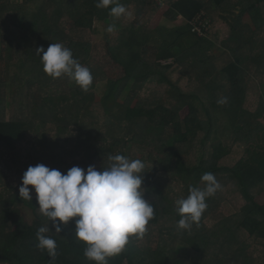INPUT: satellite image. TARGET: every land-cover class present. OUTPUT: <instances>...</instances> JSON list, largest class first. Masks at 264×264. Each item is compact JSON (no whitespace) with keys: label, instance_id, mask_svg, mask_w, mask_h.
I'll return each instance as SVG.
<instances>
[{"label":"trees","instance_id":"trees-1","mask_svg":"<svg viewBox=\"0 0 264 264\" xmlns=\"http://www.w3.org/2000/svg\"><path fill=\"white\" fill-rule=\"evenodd\" d=\"M98 2L27 0L10 5L2 4L0 0V14L3 13L7 27V33L0 35V51L11 52L13 47L27 51L26 58L13 65L16 76L13 87L18 89L23 74L27 73L30 82L44 92L42 101L37 100L27 112H18L16 97L11 99L6 92L9 83L3 81L2 85L0 81V155L14 151L30 131L40 132L42 127L51 124L52 150L60 157L63 150L53 130L57 128L60 134L73 127L71 123L76 129L78 125L86 124L87 128L91 127L92 135L98 129L101 116L112 117L113 123L126 133L115 138L106 151L102 147L97 150V143L93 144L89 135H83L80 127L79 134L86 144L91 143L87 153L95 151L97 170L109 166L110 156L120 154L128 158L131 152H149L146 158H139L145 166L142 174L144 198L154 208L147 229L169 220L174 222L175 230L181 218L177 207L152 186L154 180H159L163 174L171 175L189 192L190 186L204 188L201 177L209 172L240 199V208L232 218L235 220L233 226L223 225L219 231H208L206 235L202 229L205 226L203 213L215 205V194L207 197V207L200 220L192 223L196 226L194 235H186L189 245L198 252H206L212 250L221 237L224 238L223 245L228 243L231 247L239 238L244 241L256 239L264 247V191L256 194L264 186V114L253 115L243 108L249 88L248 74L251 70L264 73V50L257 54H247L244 50H253L258 43L256 38L263 34L264 0H168L166 22L175 23L178 16L184 22L156 29L149 27V22L161 9L156 0H118L133 14L128 19L110 15L114 5L98 8ZM202 13L210 25L215 26L222 20L232 28L230 37L221 47V55L211 54L215 43L207 38L208 34L193 33L190 22ZM121 21L126 23L124 28L119 27ZM97 22L115 25L116 41L108 30L103 44L94 45L88 41L86 37L94 32ZM67 24L71 25L73 33L66 31ZM193 35L195 41L184 47L183 41ZM51 43H61L71 49L74 59H85L95 80L116 84L122 80L116 97L131 81L136 92L147 84L166 85L170 104L159 101L156 106L147 107L117 102L113 109L105 112L100 101L89 96L94 85L83 91L69 77L74 87L71 93L56 95L54 83L66 75L53 78L46 74L40 56L43 53H36L37 48L46 50ZM241 72L245 78L241 77ZM175 75L178 76L176 81L173 80ZM190 76L197 80L199 92L182 85L184 78ZM224 97L227 102L218 103ZM185 110L188 114L182 117ZM212 110L234 115V118H228L227 123L218 126ZM262 111L264 113V109ZM47 115L51 122L46 121ZM88 116L92 122L88 119L87 123ZM38 118L42 120L40 123H37ZM255 118H262L263 122L253 121ZM227 137L232 138V144ZM214 139L216 141L212 142ZM197 145L201 151L193 164L190 157ZM232 145L242 148L241 157L234 163L231 161L234 156ZM116 146H120L118 151ZM156 150H159L158 155ZM71 167L59 163L57 169L65 173ZM1 182L0 177V187ZM32 196L28 201L19 196V191L0 195V264H50L46 250L37 247L36 236L37 230L48 223L52 231L47 235L57 244V256L51 264H97L84 256L86 244L75 235L78 217L62 224V231L55 233L51 222L41 213L36 196ZM147 250L141 252L136 242L128 240L119 254L107 258V264H185L184 259L173 258L161 249Z\"/></svg>","mask_w":264,"mask_h":264},{"label":"rangeland","instance_id":"rangeland-1","mask_svg":"<svg viewBox=\"0 0 264 264\" xmlns=\"http://www.w3.org/2000/svg\"><path fill=\"white\" fill-rule=\"evenodd\" d=\"M26 1L27 0H1V3H9L12 5L18 2L25 3ZM168 10V0H166L165 6L162 7L152 21L149 22V27L151 29H156L165 25L172 27L184 22L180 16H178L175 23L166 22L165 13ZM131 17H133V14L130 11H126V13L121 15V17H118V19H128ZM4 19L5 17L3 13H1L0 35L1 33H7ZM245 21L248 22L249 19H246ZM222 24H226V22L221 20V22H218L215 26H213V24L210 25L211 30L209 31L207 38L215 43V46L211 50V54L221 55L223 52L221 51V47H223L224 42L230 37L229 34L231 28L228 27V25L224 26ZM109 25H112V23L107 26L97 22L95 24L94 32L88 34L86 39L94 45L103 44ZM125 25L126 23L121 21L119 27L124 28ZM66 31L68 33H73L70 24H67ZM108 33H110L113 40L116 41L118 35L117 31H108ZM262 33V35H259L256 38L258 43L253 50L244 49L247 54H249V52H255V54H257L258 51L264 50V30ZM195 39L196 38L193 35L188 41H183L184 47L188 46V43L194 42ZM26 55L27 51L25 49L21 50L17 47H13L11 52L7 50H4L3 52L0 51V81L2 85H4L3 81L9 83L6 92L9 98L11 97V99H15L16 97L19 103L17 109L18 112L29 111L28 107L34 105L37 100L42 101L44 95V92L41 91V87L30 82V77L27 73H25V75L23 74L21 84H19L20 87L18 89L13 87L16 78L13 65L18 63L21 59H25ZM77 60L82 66L88 67L93 76V71L89 63L82 57H77ZM240 75L242 78H245V74L242 72ZM177 78L178 76L175 75L173 80L176 81ZM196 81L197 80L192 76L186 77L184 78L182 85L185 88L189 87L190 91L199 92L201 88ZM246 81H248L249 88L246 100L243 103V108L253 115L259 113L264 114L262 111L264 109V73H259L257 70H251ZM121 82L122 80H119L117 84L111 81L99 82L93 78L91 84L94 85V89L90 91L89 96L95 99L96 102L100 101L105 112L113 109L117 102H120L125 106L144 105L147 107L156 106L159 101L165 104H170L168 94L165 93L168 90L165 87L166 85L159 86L147 84L142 90L136 92L133 88L134 82L131 81L130 84L121 91V94L116 97ZM53 87L56 95L61 93H71L72 88H74L72 81L69 80L68 76L61 77L57 80V83H54ZM208 106L211 109V105L209 104ZM74 110L77 109L75 108ZM115 111L117 110L115 109ZM212 111L216 117L218 126L227 123L228 118L230 120L234 118V115L228 114L227 116L226 113H223L220 110ZM187 114L188 110L183 111L182 117H185ZM45 119L47 122H51V117L49 115L45 116ZM88 119L92 122L91 117L88 116L87 123ZM36 120L37 123L42 121L39 118ZM253 121L263 122V119L255 118ZM235 122L236 121H234V124H236ZM63 123L65 124V122ZM45 126L42 127L40 132L34 130L30 131L24 141L20 143L14 151L2 153L0 155V177L2 181L0 195L7 196L19 191V187L22 184L21 177L27 167L35 166L38 163L55 169H57L59 163L69 164L70 166H79L82 169H86L89 165H93L97 169V155L94 156V150L87 153L88 147L91 143L86 144L84 138L80 137L79 127L82 130L83 135L86 136L87 134L91 137V142H95L93 144L97 143V150L102 147L104 148V151L107 150V147L115 138H121L124 133H126L120 128V126L113 123L112 117L105 118V116L100 117V121L97 125L98 129L95 130L92 135L91 127L87 128L88 125L86 124L78 125V128L76 129L75 124L71 123V126L73 127L61 131L60 134L56 128V130H53V134L58 138L56 141L58 142L59 147L63 150V154H60L59 157L57 156V153L52 150L51 146L54 141L52 137L53 135L50 133L52 125L47 124V127ZM218 136L219 134L217 137ZM216 139L212 142L216 141ZM226 139L232 144V138L227 137ZM115 148L116 151H118L120 146H116ZM194 148L195 151L190 157V162L193 164L197 162L201 151L199 145ZM232 150L234 156L231 157V161L234 163L241 157L242 148L236 145L233 146ZM156 151L157 153H155L158 155L159 150ZM148 153L149 152L146 151L131 152L128 158L130 160L143 158V156L146 158ZM89 155L93 156L89 157ZM156 158H159V156H156ZM152 186L163 192L164 196L168 198L175 207H177L175 202L178 199L186 198L189 194L184 185L168 174H163L159 180H154ZM28 187L30 189L32 188L31 185ZM261 190L264 191V186L261 187V189H258L256 194L260 193ZM31 194L35 195L34 190ZM213 200L215 205L208 209L207 213H203L205 226L202 229L206 235L208 234V231H219L223 225L233 226L235 220L232 218L235 217L236 212H238L240 208V199L236 198L230 190L224 186V182L220 184V188L215 192ZM173 224V221L168 220L166 224L161 223L158 226L148 228L142 237L130 235L129 240L133 243L136 242V245L141 252H147V249L151 251L161 249V251H165L169 256H174L173 258L178 257L184 259L185 264H264V247L260 246L256 239H248L244 241L242 238L238 237V242H235V246L231 247L228 243L223 245L224 238L219 237L212 250L198 252L189 245V238L186 237V235L189 237L194 235L196 231L195 224H192L189 229L176 228L175 230Z\"/></svg>","mask_w":264,"mask_h":264},{"label":"clouds","instance_id":"clouds-1","mask_svg":"<svg viewBox=\"0 0 264 264\" xmlns=\"http://www.w3.org/2000/svg\"><path fill=\"white\" fill-rule=\"evenodd\" d=\"M109 5H114L110 9L112 16L126 13L118 0H99L96 6L107 8ZM114 28L115 25H109L107 30L111 32ZM36 53H43L40 56L46 74L53 78L66 75L83 91L88 90L93 80L91 71L73 58L71 49L61 43H51L46 50L37 48ZM226 102V97L218 101ZM109 160V166L102 170L93 165L86 169L72 166L65 173L38 163L27 167L19 187V196L28 201L32 200L34 190L38 207L55 233L62 231V224L78 217L75 235L86 244L84 256L97 264H107V258L119 254L130 235L142 237L154 216L153 205L144 198V163L120 154L110 156ZM201 180L204 188L190 186L188 196L175 202L181 216L177 222L179 229H189L192 223L198 222L207 207L206 198L220 188L212 173H204ZM49 231L52 230L48 223L37 230L36 236L37 247L46 250L51 264L57 256V244L47 235Z\"/></svg>","mask_w":264,"mask_h":264},{"label":"built area","instance_id":"built-area-1","mask_svg":"<svg viewBox=\"0 0 264 264\" xmlns=\"http://www.w3.org/2000/svg\"><path fill=\"white\" fill-rule=\"evenodd\" d=\"M157 5L162 8L166 4V0H156ZM193 33L203 36L207 35L211 29L209 20H205L204 13L198 15L192 22Z\"/></svg>","mask_w":264,"mask_h":264},{"label":"crops","instance_id":"crops-1","mask_svg":"<svg viewBox=\"0 0 264 264\" xmlns=\"http://www.w3.org/2000/svg\"><path fill=\"white\" fill-rule=\"evenodd\" d=\"M222 25L227 26L228 24L226 23V24H222ZM228 27H230V26L228 25ZM231 33H232V28L230 29V34L229 35H231Z\"/></svg>","mask_w":264,"mask_h":264}]
</instances>
